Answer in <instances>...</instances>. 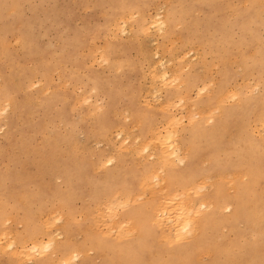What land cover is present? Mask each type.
<instances>
[{
  "label": "rangeland",
  "instance_id": "obj_1",
  "mask_svg": "<svg viewBox=\"0 0 264 264\" xmlns=\"http://www.w3.org/2000/svg\"><path fill=\"white\" fill-rule=\"evenodd\" d=\"M129 11L135 13L134 17H129ZM158 16L166 21L164 30L148 23ZM145 23L149 24V32L140 28ZM102 54L108 59L104 61ZM152 67L155 68L154 77ZM160 68L177 81L167 85L160 83L159 78L156 79ZM202 83L210 94L197 91ZM206 83L214 84V87L206 88ZM222 88L234 89L238 98L230 97L217 104L213 98ZM0 92L3 99H10L6 101L7 105L5 101L0 103V201L10 209L12 199L2 195L5 188L13 183H22L26 187L16 195L19 201L11 215L0 222V231L3 227L10 230L5 231L10 233L6 238L0 239V244H4L0 249V264H41L39 258L51 249L41 254L32 253L24 261L22 256L10 253L6 240L10 236L16 240L21 237L23 243H29V238L24 235L25 220L33 217L42 221L52 215L49 230L55 233V245L64 241L82 253L68 264H102L103 252L95 249L92 241L119 233L105 215H94L99 209L95 206L100 204L103 212L105 208L101 204L105 197L108 201L118 196L123 198L122 194L117 192L116 195L113 191L120 190L122 184L136 181L143 168L151 163L152 155L149 154L155 150L151 146V153L143 155L139 152L138 155L134 145L145 138L149 140L151 131L156 130L154 127L165 126L166 118L178 115L183 119L174 126L182 162H175L173 171L179 177L193 178L197 182L207 178L206 184L210 187L205 186V196L213 194L216 185L222 183L229 193L233 192L232 180L238 163L233 143L242 135L256 109L264 106V0H0ZM183 92L191 97L183 96ZM178 95L183 96V101L187 100L180 103L179 99H182ZM176 101L172 106L171 102ZM193 106L195 110L199 108L200 113L204 107H219L216 110L211 107L212 110L208 109L211 112L193 118L190 116L193 121H198L203 116L213 115V123L207 122L208 127L220 120L217 121L219 129L214 133L220 154L214 159L205 145H199L195 152L189 153L190 145L196 141L190 134L192 128L186 110L189 107L191 113ZM46 107L51 109L50 113ZM205 136L201 135V142ZM121 141L126 142L119 144ZM127 143L130 146L125 145ZM119 145L125 148L121 149ZM185 148L188 151L183 158ZM102 160L105 165L99 166ZM108 168H112L110 172L105 171ZM259 181L262 189L263 179ZM162 184L159 186H167ZM157 186L153 185V188L158 190ZM155 190H151L153 195ZM145 191L148 189L140 194ZM162 192H158L159 196ZM150 195L145 193L146 198L141 195L140 200L137 195L135 199L137 202L150 199L157 204L158 194ZM259 196L262 197L261 191ZM251 200L256 203L257 210L261 209L256 198ZM231 209L229 203V207H224L221 212L228 215ZM117 215V219H122L121 210ZM93 217L95 220L100 218L94 222ZM31 225L29 222L28 226ZM252 225L246 218L215 222L218 235L215 242L228 244L236 239L248 246L249 255L264 261V250L256 252L252 248L250 251L254 239ZM3 231L0 233L5 235ZM256 239H261L262 243L259 233ZM209 256L202 253L197 260L209 261ZM193 258L196 260L195 254Z\"/></svg>",
  "mask_w": 264,
  "mask_h": 264
},
{
  "label": "bare ground",
  "instance_id": "obj_2",
  "mask_svg": "<svg viewBox=\"0 0 264 264\" xmlns=\"http://www.w3.org/2000/svg\"><path fill=\"white\" fill-rule=\"evenodd\" d=\"M127 13H129V17H130V15H132L133 17L135 15V13H134V15L130 14L131 13L130 11ZM153 14L154 13H152V15ZM116 16H118V15H116ZM116 16H115V18H117ZM160 16L155 17L154 20H152L151 22H148V23H151V24H153V27L157 26L158 29L162 30L166 21L164 19H162ZM124 17H126V15H124ZM118 18L121 19L120 17H118ZM126 19L130 20V18H128V17ZM121 21H123V19ZM128 22H130V21H128ZM124 23L125 22H123V24ZM148 23L142 24L140 26V28L145 30V32H146L147 28L149 27ZM111 24H112V22H111ZM114 24H117V22ZM119 25H122V24H119ZM119 25H118V28H121V27H119ZM177 25L178 24H176V26ZM115 28H117V27H115ZM124 29H122V30H124ZM161 30H159V33ZM168 31H170V30H168ZM163 32H165V31H163ZM177 36L179 37V35H177ZM172 41H173V39H172ZM118 45H119V43H118ZM196 46H198V45H196ZM170 47H171V45H170ZM168 49L169 48L167 47V52H168ZM182 54H184V52ZM198 56H199V54H198ZM247 56H250V55H247ZM113 57L111 56V58H113ZM102 58L104 59V61H105V59L106 60L108 59L107 56H104L103 54H102ZM123 58H125V57L123 56ZM251 58H252V56H251ZM115 59H117V58H115ZM150 60H151V58H150ZM165 60L167 61V59H165ZM170 61L171 60H169V62ZM234 61H236V60H234ZM230 62H232L231 59H230ZM261 62H262V60H261ZM62 63H64V62H62ZM157 64H159V63H157ZM160 64H162V62H160ZM163 64H164V62H163ZM117 67H113V68L116 69ZM161 67H163V66H161ZM151 70H152L151 75L154 77V71L153 70H155V68H153ZM156 70H158V67ZM173 70H172V72L175 73L176 71H173ZM159 71H160V73L157 75L158 77H156V75H155V77H156V79L159 78L158 81H160V83L162 82L163 84L167 85V84H170L171 81H174V82L177 81L172 74L171 75L173 77L168 75V73H167L168 71H165L164 68H162V69L160 68ZM172 72H170V73H172ZM169 77L170 78L172 77L173 79H169ZM175 77L177 78V75ZM179 81H180V77H179ZM209 81L210 80H208L207 82H209ZM240 83H241V81H240ZM158 84H159V82H158ZM177 84H178V82H177ZM204 84H205V82H204ZM204 84L202 83V85L200 84L201 86H199L198 89L196 88L199 93L205 91V87H204L205 85ZM210 85L211 86L213 85V87H214V84H210ZM253 85H254V83H253ZM29 86H31V84L28 85V87ZM180 86H181V84H180ZM207 86H209L208 83H206V88H207ZM211 86H209V87H211ZM255 86H256V83H255ZM183 87L185 88L186 86H183ZM213 87H211V88H213ZM211 88H209V89H211ZM149 89H150V87H149ZM202 89H203V91H201ZM253 89H255V88H253ZM126 90L128 93L129 92L128 89H126ZM156 90H159V88ZM233 90L234 89L229 90V88L228 89L222 88L221 91L217 92V94L215 95V98H213V101L216 102L217 104H221L227 98H230V97L232 98L235 96L237 97L238 93L236 91H233ZM43 91L44 90H42V92ZM246 91H247V89H246ZM207 92L208 91L206 90L205 93H207ZM127 93L125 92L124 94H127ZM156 93H158V92H156ZM188 93H190V92H188ZM182 94H185L183 96H185L187 98L191 97L189 94H188L189 96L187 95V92L186 93L183 92ZM198 94L196 92V95H198ZM145 95H146V93H145ZM180 96L178 95L177 97H180ZM183 96H181L182 100L179 99L180 103H181V101H183ZM1 97H2V93L0 92V103L3 101L6 102V101L10 100L7 97H5L4 99H3V97L2 98ZM185 97H184V99H186ZM130 98L131 97H129V99ZM176 100H177V98H176ZM186 100H184V101H186ZM170 101H174V100H170ZM171 103H172V106H174L173 103H175V105H176L177 101L171 102ZM5 104L7 105V102ZM178 104H179V102H178ZM109 105H112V104H109ZM134 105H135V103H134ZM94 106H97V105L94 104ZM185 107L187 108V106H185ZM189 107L186 110L188 114L190 113ZM211 107L215 110H216V108L217 109L219 108V107L215 108L213 106H211ZM47 108L48 107H46V110H47ZM158 108H159V106H158ZM194 108L196 109V107L193 106L190 108V110L194 113H195V111H196V113L199 112L198 114H196L194 116H193V114H191L192 112L190 113L191 115L187 114V118L189 117L188 121H190L189 124H191V128H192V129L190 128L191 129L190 134L192 136H195V141H196V144H194V142H192V144L190 145L189 153L195 152V149L197 146L205 145V147L207 148L206 150H210L209 156L211 157V159H214L220 154L218 143L214 139V133L219 129L218 128L219 124L217 122L219 119L216 120L213 125L210 124L211 125L210 127H208L209 124L207 122L213 123V115H206V116H203L202 119H199L198 121H193L192 120L193 117L200 115L203 112L204 113L211 112L208 110L210 108L207 109L206 107H204L206 110L202 107L200 108L201 111H203V109H204V111L201 113H200V110L198 107H197L198 108L197 110H195ZM212 108L210 110H212ZM52 109H53V107H52ZM61 109L62 108H60V110ZM135 109H137V108H135ZM50 110L48 108V113H50ZM107 110H108V107H107ZM193 110H195V111H193ZM105 111H106V109H105ZM63 112H64V110H63ZM103 112H104V110H103ZM139 112H140V109H139ZM213 112H214V110H213ZM18 113H19V111H18ZM48 113H46V115ZM59 113H60V111H59ZM100 113H102V111ZM100 113H99V115H100ZM104 113H102V114H104ZM123 114H124V112H123ZM42 116H44V114ZM42 116L40 118H43ZM190 116H192V118H190ZM219 116H220V114H219ZM179 117H178V115H177V117H175V116L168 117V118H166V119H168V121L165 120V123H164L165 126L163 125L164 127H159V128L154 127L156 130L151 131L153 134L151 133L152 135H151V137H149V140L147 139V141H146V138H145L144 139L145 141L142 140L143 142L137 143L135 145H134V143L133 144L130 143V144L134 145L135 149L134 148L133 149L138 152V155H139V152H140V154L143 153V155L148 154L151 151L150 147L154 146V147H151V148L155 149L154 153L150 152L151 154H149V155H152V157H151L152 161H151V163H148L145 166V168H143L141 175L137 178L136 181L132 180L131 182L126 183L125 185L122 184L120 190L116 189L117 190L116 192H115V190L113 191L116 195H117V192H119L118 194H120V196L122 194L123 198H120L118 196V198L114 197V199H110V201H108L109 200L108 197H105L104 202L102 201L103 204H101V205H104V208H105V211H103V212L101 211L102 208L100 209V204H99V207H97L98 205L95 206L96 209L97 208H99V209L96 210L97 212L94 209V211L96 212L94 215L95 216H98V215L102 216L103 215V217L105 215L107 217V219H109L108 222H110V225L116 226L118 228L117 232L119 234L117 236L114 235L111 237L103 238L101 240L92 241L94 244L92 245V243H91L90 245H92L97 250H100V249L102 250V252H103L102 264H192V263L193 264H236V263L241 264V261H243L244 264H246V262H250V263H254V264H264V261L257 259L256 256L249 255L250 252H248V246L244 243L239 242L236 239L230 241L228 244H224L222 241L215 242V238L218 235L216 234L215 228H214L215 222H221L224 220H230L232 222H235L239 218H242V219L246 218L247 221H249L253 224L252 230H253L254 239H253V243L250 244L251 245L250 251L252 250V248H254L256 250V252H259L260 250H264V106L261 107V105H260L256 109L255 115L252 116L250 119H248L247 126L244 128L242 135L237 137L236 142L233 143V145H234L233 153L235 154V157L238 161V163H236L237 167L234 169L236 171V176L232 180L233 192L229 193L228 189L225 188L224 184L222 183V184L216 185L214 193L213 194L211 193L210 196L209 195L205 196L206 193L203 192V190L206 189L205 186H207V184H206L207 178L205 181L200 180L197 182L193 178L179 177L178 173L173 171L174 165L176 163H178V161L182 162V156L179 155V151H180V154H182L181 153L182 151L179 149V147L177 146V144L175 142V140H176L175 134L177 132L174 128V126L177 123L178 124L181 123V121L179 122V120L181 119L182 116H179ZM100 119H102V117ZM137 119H139V118L137 117ZM181 120L183 121V119H181ZM188 121H186V122H188ZM101 122H104V121H101ZM98 123H100V122H98ZM138 123H140V122H137V124ZM102 124L104 125V123H101V125ZM107 125H110V123L109 124L107 123ZM107 125H106V128H107ZM133 127H135V126H133ZM193 127H195V128H193ZM42 128H44V127H42ZM141 128H142V126H141ZM159 129H161V130H159ZM34 132H36V131H33L32 133H34ZM119 132H117V133H119ZM117 133L115 132V134H117ZM203 134L206 136H205V139L203 140V142H201L200 137ZM137 135H139V134H137ZM137 139H140V138H137ZM122 140L124 141V139H122ZM123 141H121V143H119V144H124L126 142V141L125 142H123ZM125 145H128V143ZM136 145H137V147H136ZM128 146H130V145H128ZM119 147L120 148L122 147L121 149H123L124 146L119 145ZM119 147H117V148H119ZM126 148H127V146H126ZM187 148H185V150ZM187 151L188 150H186L185 154H183V158H185ZM145 152H148V153H145ZM152 152H153V150H152ZM129 154H130V152H129ZM221 154L225 155L224 152H222ZM38 157H40V156H38ZM111 157H112L111 159H113V156H111ZM143 158L144 157H142L141 160ZM97 161H98V159H97ZM102 161L100 162L99 166L100 165L102 166V164L104 163L105 160H102ZM107 161H108V159H107ZM109 161H111V160H109ZM201 161L204 163L206 160L205 161L201 160ZM192 163L193 162H191V164ZM103 165H105V163ZM96 166H98L97 163H96ZM155 168H156V170H155ZM94 169H98V168H94ZM111 169L112 168H108L105 171L110 172ZM161 173H163V175H161ZM84 175H85V173H84ZM233 175H235V174H233ZM220 177H222V176H220ZM225 178H228V177H224V179ZM260 178L263 179L262 189H261L260 181H259ZM162 183L167 184V186L163 187ZM160 184H162V185L159 186ZM153 185H154V187H155V185L156 186L158 185L157 186L158 190H155V188H153ZM162 187L164 189H161ZM207 187H210V186H207ZM151 188L155 190L154 191L155 196L158 194L157 197L160 194L158 192L163 191L162 194L158 197L159 202L157 204H154V201L150 200V199H147V201H143V202H137L136 201L135 198L138 197L137 195H140V198L137 200L141 199V195H143L144 199H145L146 198L145 193H147L148 196H149V193H151V195H153V193H152L153 191L151 192V190H152ZM25 189H26V187L22 183H13V184H11L5 188L2 195H8L12 199V204L10 205V209H7L4 205V202L0 201V222L3 219V217L11 215L13 209L18 205L19 200L16 198V195L19 192L21 193V191H24ZM147 189H148L147 192L145 191V193L140 194V192H143L144 190H147ZM106 190H108V189H106ZM260 191H261L262 197L259 196ZM99 193L100 192H98V194H97L98 196H100ZM111 194H113V193H111ZM148 196H147V198H149ZM109 198H112V195H110ZM253 198H256L259 201L261 209L257 210L256 203L252 202V200H251ZM105 201H108V202L106 203ZM228 202L232 205V209L228 215H225L221 211L224 207L225 208L229 207ZM26 207H28V206H26ZM30 208H31V206H30ZM54 208H56V207H54ZM22 209H23V207H22ZM119 210L122 211V216H123L122 219H117V217L119 216V215H117ZM50 212H52V211H50ZM49 215L51 217V213ZM62 215H63V213H62ZM52 216H53L52 218H46L45 220H42L43 219L42 218L41 219L42 221H40V220L37 221L33 217H29L30 220H28V221L25 220L26 225H25L24 235H25V237L27 236L29 238L28 239L29 243L28 242L27 243L25 242L26 244L23 243V240H21L23 238H21V237H18L17 240L14 238L11 239V236H10V238L8 237L7 239H9V240H6V239L5 240H6V242H8L7 245L10 247V253L12 255H15V256H18V255L22 256L23 257L22 259H24V258L26 259V257L29 259L30 258L29 256L32 255V253L36 252V253L41 254L45 250L51 249V251L49 253H45L44 255H41L42 257H40L39 259L40 260L42 259V260L39 261V263H41V264H54V263L66 264V262H67V264H68L72 260L74 262V259H76V257L78 256V253H81V252H78L75 248L71 247L70 245H68L64 241L60 242L59 245H55V238H54L55 233H51V231L49 230L50 226L53 223L54 215H52ZM100 217H98V218H100ZM6 218H4L3 220H6ZM55 218L58 219L60 217H55ZM95 218L93 219L94 222L98 219L97 218L95 220ZM103 219L104 218H102L101 220H103ZM12 220H13V218H12ZM67 221H69V219ZM29 222H30V224H32L30 227L28 226ZM92 226H94V225L92 224ZM3 228L0 231L1 233L3 230H4L3 233H5V231H8V232L10 231V230H8V227L6 228L7 230H5V228L4 229ZM95 231H97V229H95ZM8 232H6L5 235L0 233V235H2L0 237V239L6 238L7 234L8 235L10 234ZM258 233L262 237V243L260 242L261 239L255 240V237ZM43 235H45L44 237H46V238H43ZM222 240H223V238H222ZM3 246H4V244H0V249H2ZM202 253L203 254L204 253L209 254L211 262H209L210 260L205 261V262H198V260H197L198 255H201ZM148 254L152 255L153 257H150ZM194 254L197 257L196 260H194V258H193ZM248 255H249V257H248ZM254 255H256V254H254ZM79 256H80V254H79ZM199 258H200V256H199ZM25 259H24V261H25ZM56 259H59V260L57 261ZM94 261H95V259H94Z\"/></svg>",
  "mask_w": 264,
  "mask_h": 264
},
{
  "label": "snow or ice",
  "instance_id": "obj_3",
  "mask_svg": "<svg viewBox=\"0 0 264 264\" xmlns=\"http://www.w3.org/2000/svg\"><path fill=\"white\" fill-rule=\"evenodd\" d=\"M201 91H203V89ZM111 163H112V161H109V164H111ZM66 264H67V262H66Z\"/></svg>",
  "mask_w": 264,
  "mask_h": 264
}]
</instances>
